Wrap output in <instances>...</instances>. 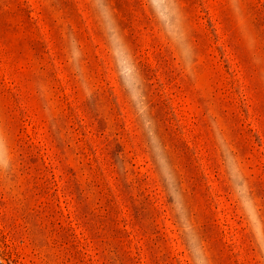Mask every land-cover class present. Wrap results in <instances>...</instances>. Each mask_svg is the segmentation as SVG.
<instances>
[{
    "label": "rangeland",
    "instance_id": "374dc122",
    "mask_svg": "<svg viewBox=\"0 0 264 264\" xmlns=\"http://www.w3.org/2000/svg\"><path fill=\"white\" fill-rule=\"evenodd\" d=\"M0 264H264V0H0Z\"/></svg>",
    "mask_w": 264,
    "mask_h": 264
}]
</instances>
